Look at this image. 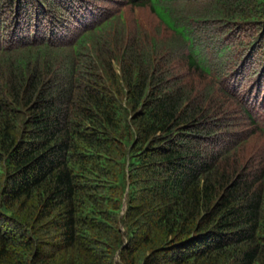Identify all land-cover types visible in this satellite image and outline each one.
<instances>
[{
  "label": "trees",
  "instance_id": "trees-1",
  "mask_svg": "<svg viewBox=\"0 0 264 264\" xmlns=\"http://www.w3.org/2000/svg\"><path fill=\"white\" fill-rule=\"evenodd\" d=\"M0 264H264V0H0Z\"/></svg>",
  "mask_w": 264,
  "mask_h": 264
}]
</instances>
